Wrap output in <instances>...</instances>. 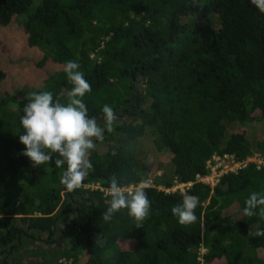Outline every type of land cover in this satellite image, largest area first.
I'll return each instance as SVG.
<instances>
[{
    "label": "trees",
    "instance_id": "trees-1",
    "mask_svg": "<svg viewBox=\"0 0 264 264\" xmlns=\"http://www.w3.org/2000/svg\"><path fill=\"white\" fill-rule=\"evenodd\" d=\"M5 30L39 76L5 86L7 61L22 50L3 43L0 264H264V237L248 235L264 219L242 215L249 195L264 193V13L250 0H0ZM69 60L91 85L89 117L104 127L105 104L116 115L72 192L60 183L66 165L35 167L19 142L31 93L67 103ZM214 158L239 167L213 187L198 177ZM112 175L128 188L147 184L141 227L126 210L103 221ZM186 194L199 204L196 222L182 226L171 209Z\"/></svg>",
    "mask_w": 264,
    "mask_h": 264
},
{
    "label": "clouds",
    "instance_id": "clouds-1",
    "mask_svg": "<svg viewBox=\"0 0 264 264\" xmlns=\"http://www.w3.org/2000/svg\"><path fill=\"white\" fill-rule=\"evenodd\" d=\"M250 2L264 13V0H250ZM79 69L80 65L75 61L69 60L65 63L64 72L72 85L67 93L66 104L58 100L54 101L51 91L33 92L30 94L29 102L23 107V114L19 121L23 129L19 142L24 145L21 154L27 157L35 167L50 163H54L57 168L66 165L60 177V183L69 192L82 187L83 181L92 168L89 156L96 148L95 141H103L105 129L108 132L113 131L112 125L116 119L113 108L107 104L102 109L104 127L97 123L95 117H89L83 97L92 89L84 73ZM232 166H235L234 163ZM145 186L147 184L128 188L121 185L115 175L110 176L109 187L106 190L110 201L107 209L101 213L103 221L110 222L116 213L126 210L135 226L141 227L151 210L147 193L142 188ZM186 187L185 184L177 185L167 191L175 192L181 189L185 192ZM159 189L162 190V187L160 186ZM198 204V196L186 194L182 203L171 209V213L180 225L188 226L197 220L195 209ZM242 215L247 217L258 215L264 219V193L252 192L245 200ZM248 235L264 237V230L250 231Z\"/></svg>",
    "mask_w": 264,
    "mask_h": 264
},
{
    "label": "rangeland",
    "instance_id": "rangeland-1",
    "mask_svg": "<svg viewBox=\"0 0 264 264\" xmlns=\"http://www.w3.org/2000/svg\"><path fill=\"white\" fill-rule=\"evenodd\" d=\"M0 36H2L0 41V49L4 47L3 43L14 44L15 46L19 44L18 42L20 41V38L18 36L15 37L8 30L1 32ZM18 47L20 48V51H22L15 57L14 60L9 57V60L7 61V65L5 67L9 73V78L8 81L5 82V86H9L11 90L14 91H18L19 89L24 87L22 85L23 82H26L28 79L33 77V75L36 77L39 76L38 71L34 66L35 59L32 58L33 54H31L30 51L23 45H18ZM140 146L141 147L139 148V151L141 154H143V156L149 153L150 149L152 148L149 140H147ZM258 157L259 156L257 155L255 159H251V161H259ZM217 167L222 168V170L218 171L221 172V175L224 172L235 168V166H232L231 162H220ZM215 177L216 176H211V178L209 179V182L212 186L217 184L218 177ZM202 254H204V251H202Z\"/></svg>",
    "mask_w": 264,
    "mask_h": 264
},
{
    "label": "built area",
    "instance_id": "built-area-1",
    "mask_svg": "<svg viewBox=\"0 0 264 264\" xmlns=\"http://www.w3.org/2000/svg\"><path fill=\"white\" fill-rule=\"evenodd\" d=\"M226 158H227V157H226ZM214 160H215V162H218V164H219L220 162H224V161H222L220 158H214ZM218 164H217L216 166H213V167H212V169H211V174H210L209 176H207V177H203V178L198 177V180L201 181V182H204V183L210 184L209 179L211 178V176H212V177H213V176H216V177L219 178V177L221 176V172H218V171H219V170H218L219 168L217 167ZM237 166L239 167V165L236 164L235 168H237ZM235 168H234V169H231V170L234 171ZM216 177H215V178H216ZM210 185H211V184H210Z\"/></svg>",
    "mask_w": 264,
    "mask_h": 264
}]
</instances>
